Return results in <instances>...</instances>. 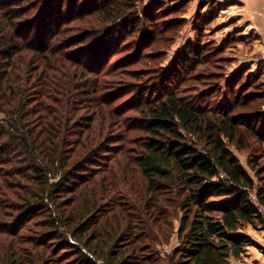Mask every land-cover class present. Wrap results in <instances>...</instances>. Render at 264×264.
I'll return each mask as SVG.
<instances>
[{
    "label": "trees",
    "instance_id": "16d2710c",
    "mask_svg": "<svg viewBox=\"0 0 264 264\" xmlns=\"http://www.w3.org/2000/svg\"><path fill=\"white\" fill-rule=\"evenodd\" d=\"M124 8L123 0H0V112L4 114L0 116V177L5 184L4 176H19L21 171L7 152L22 155L14 156L28 162L25 171L32 170L33 178L42 183L40 198L29 205V213H48L46 232L55 242L77 250L84 264H163L157 249L147 251L157 248L154 244L168 221L161 215L149 216L150 231L140 234V223L134 225L130 215L117 213L113 202L95 199L112 184L108 175L96 184L101 167L94 163L107 164L102 160L114 152L117 161L123 151L115 140L101 141L104 131L97 133L96 128L102 120L88 119L64 148L69 140L63 131L69 129L71 117L81 115L70 108L68 98L74 94L67 84L61 91L57 73L76 66L77 71L100 74L104 50L120 48L113 25ZM97 20L111 25L90 39L96 34ZM200 52L199 45L190 47L174 77L180 78ZM171 81L167 79L165 89L156 91L153 99L144 100L133 124L145 135L136 144L132 161L146 178L150 193L158 186L180 188L185 211L178 231L181 241L168 264H228L230 255L238 256L256 244L242 228L264 223L263 169L254 167L252 174L228 146L226 139L237 137L241 120L227 114L212 121L208 112L170 89ZM83 91L87 85L78 94ZM47 100L57 107H50ZM255 123L264 128V117H256ZM123 163L117 161L113 170L123 172ZM6 165L13 168L10 175L1 169ZM67 193L76 197H64ZM68 202L75 203L74 209H66ZM45 238L36 243L46 246ZM58 258L51 256L45 263L59 264Z\"/></svg>",
    "mask_w": 264,
    "mask_h": 264
},
{
    "label": "rangeland",
    "instance_id": "374dc122",
    "mask_svg": "<svg viewBox=\"0 0 264 264\" xmlns=\"http://www.w3.org/2000/svg\"><path fill=\"white\" fill-rule=\"evenodd\" d=\"M123 3L124 13L113 25L120 48L104 50L102 72L86 74L73 66L57 73L63 83L61 91H65L67 84L74 94L72 99L68 98L70 108L81 115L71 117L69 129L63 131L69 140L64 148L78 137L75 131L88 119L102 120L96 132L104 131L101 141L115 140L116 145H122L119 149L123 147V151L116 158L125 163L120 166L123 172L113 170L117 163L115 152L102 160L108 166L94 163V167H101L96 173L104 171L95 178L96 184L99 186L103 175H108L112 184L98 192L95 199L113 202L117 213L121 210L130 215L134 225L140 223V234L146 229L150 231L149 216L161 215L168 221L159 241L153 243L157 248L147 251L157 249L163 264H168L170 253L181 241L178 231L185 211L180 188L177 184L158 186V191L150 193L146 178L132 161L136 144L145 135L133 123L140 117L144 100L153 99L171 78L169 88L208 112L212 121L227 114L241 120L237 137L233 141L226 139L228 146L252 174L254 167H262L264 173V128L255 123L256 117H264V0H123ZM110 25L111 22L97 20L96 34L90 39ZM198 45L201 52L193 55L187 70L175 78L172 73L183 57L190 47ZM80 82L81 86L75 88ZM84 85L87 91L78 94ZM55 97L59 94L55 93ZM45 103L57 107L53 101ZM0 116L4 114L0 112ZM14 155L20 154L7 152L21 174L4 176L5 184L0 177V264H18L20 260L21 264H44L51 256L59 257V264H84L77 250L55 242L46 232L50 229L48 213H29V205L40 198L42 183L33 178L32 170L25 171L28 162L21 163ZM1 169L10 175L13 168L6 165ZM64 197L76 195L67 193ZM69 203L68 211L75 207V203ZM147 206H150L148 214ZM242 231L256 244L247 246L238 256L230 255L228 264H264V223L246 224ZM44 237L42 242L46 246L38 245L37 239Z\"/></svg>",
    "mask_w": 264,
    "mask_h": 264
}]
</instances>
